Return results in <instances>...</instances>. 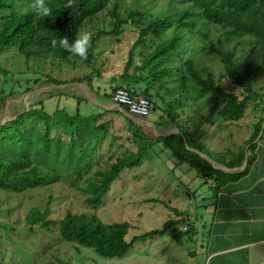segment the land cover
I'll use <instances>...</instances> for the list:
<instances>
[{"label": "trees", "instance_id": "obj_1", "mask_svg": "<svg viewBox=\"0 0 264 264\" xmlns=\"http://www.w3.org/2000/svg\"><path fill=\"white\" fill-rule=\"evenodd\" d=\"M33 3L34 0H0L1 77L11 74L3 64L12 58L10 63L20 59L24 70L34 74L31 84V77L26 79L29 84L23 91L48 83L86 81L91 85L88 75L60 78L53 74L60 72L71 58L79 57L60 47L59 39L67 37L71 42L86 29L91 39L83 60L92 64L94 41L103 35L119 36L129 27L135 36L112 91L125 86L132 94L146 96L150 110L159 111L160 122L176 126L178 133L158 135L155 142L196 170L203 183L211 185L213 195L249 170L264 116L258 117L244 143L236 147L213 151L204 135L209 126L222 128L244 118L250 103L264 112V88L260 92L253 87L254 68L249 59L253 47L244 55L237 54V47L242 45L239 38L243 36L251 38V45L264 47V0H45L50 8L47 17L34 15ZM53 40L57 41L55 46ZM197 54H210L217 60L222 67L218 77L209 65H197ZM226 78L240 91L225 89L221 83ZM7 93L12 95L16 91L0 88V101ZM65 96L76 100L73 113L59 106L46 111L44 100L38 96L27 109L0 124V190L19 193L63 181L86 194L85 201L96 206L121 170L141 164L144 148L150 146L148 142L137 150L107 155L104 168L96 169L84 185L79 184L77 180L88 172L101 142L110 140L108 145H112L121 137L112 130L113 119L103 118L108 110L83 116L79 104L86 99L68 93ZM107 96L111 97L109 93ZM114 112L123 117L124 127L132 130V140L144 137L139 133L142 128L127 115ZM35 119L41 120V128L23 127L25 120ZM62 130L68 133L67 139L62 138ZM188 147L226 166L239 164L247 149L251 154L241 171L228 173L214 168ZM171 210L173 217L162 228L133 235L129 240L125 238L127 221L106 223L93 212L67 210L58 230L65 241L91 247L102 256L122 257L134 241L163 234L172 225L183 227L187 222L186 229H177L172 236L183 232L190 237L194 227L187 211L174 207ZM48 214L47 205L42 211L32 208L25 221L48 227L52 222L47 219Z\"/></svg>", "mask_w": 264, "mask_h": 264}, {"label": "rangeland", "instance_id": "obj_2", "mask_svg": "<svg viewBox=\"0 0 264 264\" xmlns=\"http://www.w3.org/2000/svg\"><path fill=\"white\" fill-rule=\"evenodd\" d=\"M134 36L135 33L129 27H125L116 37L103 35L94 41L92 64L85 63L80 57L71 58L70 62L73 64L64 63L61 71L56 70L53 74L60 78L91 76L90 86L96 88L98 83L101 90L111 94ZM239 39L242 45L237 47L238 55H244L245 51L253 47L249 55L254 68L253 87L262 92L264 89L261 91L260 88H264V47L251 45L249 36ZM233 43L232 40L229 45L232 46ZM1 59L3 56H0ZM11 59L8 58L3 64L12 72L7 76H0V88L5 92L13 88L16 93H7L9 95L0 101V119L5 112L15 113L22 110L32 96L31 92L26 93L22 89L28 83L26 79L30 77L31 84L34 74L31 70H24L20 59L14 64L10 63ZM194 59L198 66L212 67L216 77L222 70L221 65L210 54H197ZM222 81L225 89L240 91L228 78ZM76 91L63 89L53 92L51 97L44 95L45 110L52 111L59 106L73 113L76 100L72 96H65V93H78ZM99 99L104 100L101 92ZM253 105H248L244 118L238 121L222 128L215 125L207 127L204 139L211 150L220 151L244 143L254 122L258 117L264 116V112L256 110ZM100 109L88 100H81L79 104V112L83 116ZM158 113L157 109H151L146 118L154 119ZM117 120L115 119L112 130L121 138L112 145H108L110 140L101 142L88 172L77 180L79 184L84 185V180L93 176L96 169L104 168L107 155H115L125 149L137 150L144 142H148L150 146L144 148L139 166L124 168L119 172L98 205L93 206L86 202V194L63 181L19 193H5L0 190V264H203L201 233L207 216L196 217L194 209L196 205L212 200L211 185L203 183V178L196 170L184 162H179L160 143H155L154 134L148 133L141 139L132 140V130H127L120 119ZM26 126L41 128L42 122L39 119L25 120L23 127ZM61 133L62 138H68V133L63 130ZM139 133L142 135L143 132ZM46 205L49 208L47 219L52 221L48 227L40 223H26L25 216L30 209L42 211ZM171 207L187 211L189 221L194 227L193 234L189 237L182 232L173 237L172 233L177 229L181 230L182 225H172L163 234L156 233L134 241L122 257L102 256L91 247L65 241L58 230L59 222L67 210L93 212L106 223L127 221L129 228L125 238L129 240L133 235L162 228L163 223L173 217Z\"/></svg>", "mask_w": 264, "mask_h": 264}, {"label": "crops", "instance_id": "obj_3", "mask_svg": "<svg viewBox=\"0 0 264 264\" xmlns=\"http://www.w3.org/2000/svg\"><path fill=\"white\" fill-rule=\"evenodd\" d=\"M116 83V82H115ZM77 90L75 96H82V90L78 86L65 88L67 91ZM102 104L113 105L114 102L107 93L93 87ZM63 90V89H62ZM55 90L44 91L39 98L44 100V95L50 96ZM99 92L104 100L99 99ZM101 108V107H100ZM101 108L100 110H102ZM108 110L103 118L120 119L123 117ZM99 111V110H97ZM96 111V112H97ZM146 117V116H145ZM147 130H143V136L157 134L151 131L148 121L157 124H168L159 120L157 114L154 119L146 118ZM118 121V120H117ZM264 122L256 138L255 158L249 170L240 178L226 183L221 191L213 195L212 200L195 206V215L207 216L202 225V248L204 254L203 264H264ZM163 131V128H159ZM156 130L157 132H159ZM262 137L259 139V137ZM156 143V142H155ZM150 170V169H149Z\"/></svg>", "mask_w": 264, "mask_h": 264}, {"label": "water", "instance_id": "obj_4", "mask_svg": "<svg viewBox=\"0 0 264 264\" xmlns=\"http://www.w3.org/2000/svg\"><path fill=\"white\" fill-rule=\"evenodd\" d=\"M70 86L80 87L82 90L83 97L86 100H88L89 102L94 103L103 109H113L116 111H120L123 114L127 115L136 125H138L142 129L147 130L146 123H145V121H147L146 117H141V116L135 115V114L129 112L124 107H122L116 103H114L113 105L100 103L98 100L97 94L93 90V87L84 81H73V82H66V83H59V84L48 83V84L39 85V86L27 91L26 93L31 92V95H32L30 102H28L25 105V108L20 110V111H17L15 113L14 112L13 113L5 112L0 119V124L4 123L5 121H7L9 119L14 118L17 114H19L23 110L27 109L38 98V96L41 93H43L44 91H49V90H54V89H65V88L70 87ZM148 122L151 125V131H153V133H155L157 135H168V134H172V133H178V129L174 125L157 124V123H153L152 121H148ZM159 128H166V129H164L163 131H159L158 130ZM156 130H158L159 132H157ZM188 150L197 152L202 158H204L214 168L223 170V171L228 172V173H234V172L241 171L247 163L248 156L251 154L250 150L247 149L244 153L242 161L239 164H237L235 166H226L220 162L215 161L214 159L210 158L206 153L201 152L200 150H198L196 148L188 147Z\"/></svg>", "mask_w": 264, "mask_h": 264}, {"label": "clouds", "instance_id": "obj_5", "mask_svg": "<svg viewBox=\"0 0 264 264\" xmlns=\"http://www.w3.org/2000/svg\"><path fill=\"white\" fill-rule=\"evenodd\" d=\"M32 9L34 15L38 17H47L50 13V8L45 3V0H34ZM90 39L91 34L88 31H83L76 38L71 40V42L67 37L60 38L59 45L65 50L83 59L87 56ZM52 43L55 46L57 41L53 40Z\"/></svg>", "mask_w": 264, "mask_h": 264}, {"label": "built area", "instance_id": "obj_6", "mask_svg": "<svg viewBox=\"0 0 264 264\" xmlns=\"http://www.w3.org/2000/svg\"><path fill=\"white\" fill-rule=\"evenodd\" d=\"M110 96L114 103L125 105L127 110L135 115L145 117L150 111L149 99L138 92L132 94L125 86H117ZM185 217L187 218V216ZM182 228H187V222Z\"/></svg>", "mask_w": 264, "mask_h": 264}]
</instances>
